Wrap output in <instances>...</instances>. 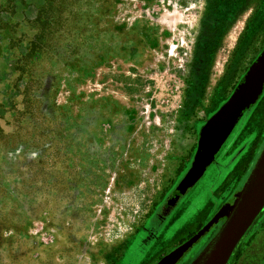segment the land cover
I'll return each mask as SVG.
<instances>
[{
    "label": "rangeland",
    "instance_id": "rangeland-1",
    "mask_svg": "<svg viewBox=\"0 0 264 264\" xmlns=\"http://www.w3.org/2000/svg\"><path fill=\"white\" fill-rule=\"evenodd\" d=\"M207 5L0 0V264H126L129 247L147 264L233 203L264 147V88L212 163L196 155L264 49V0L201 76ZM176 203L144 254L131 246ZM235 250L230 264H264V210Z\"/></svg>",
    "mask_w": 264,
    "mask_h": 264
},
{
    "label": "water",
    "instance_id": "water-1",
    "mask_svg": "<svg viewBox=\"0 0 264 264\" xmlns=\"http://www.w3.org/2000/svg\"><path fill=\"white\" fill-rule=\"evenodd\" d=\"M264 88V49L249 66L230 99L203 128L196 165L206 168L243 114L260 98ZM200 173V171H198ZM264 209V147L233 203L224 204L189 240L156 264H176L199 238L224 219L215 236L190 264H228L238 244Z\"/></svg>",
    "mask_w": 264,
    "mask_h": 264
},
{
    "label": "trees",
    "instance_id": "trees-1",
    "mask_svg": "<svg viewBox=\"0 0 264 264\" xmlns=\"http://www.w3.org/2000/svg\"><path fill=\"white\" fill-rule=\"evenodd\" d=\"M263 0H208L206 11L202 17V28L210 27L211 37L209 42L204 39V50L201 59L204 60V68L200 69V75L208 72L214 62V55L222 44L224 35L232 28L237 18L252 4H260ZM209 19L211 22H209ZM212 23V26L211 24ZM213 36V37H212ZM210 49V50H209ZM232 258V257H231ZM232 260V259H231ZM231 260H229L231 262ZM230 262L228 264H230Z\"/></svg>",
    "mask_w": 264,
    "mask_h": 264
},
{
    "label": "flooded vegetation",
    "instance_id": "flooded-vegetation-1",
    "mask_svg": "<svg viewBox=\"0 0 264 264\" xmlns=\"http://www.w3.org/2000/svg\"><path fill=\"white\" fill-rule=\"evenodd\" d=\"M197 171H200V170H197ZM177 204L178 203H176V205H174V207H171V209H170V212L168 213V215H166V216H161V217H159L160 215H158V218L160 219V222H158L157 223V225H156V229L154 230V231H152L151 229H149V228H146V227H144L143 228V230H142V232H140L137 236H136V238L133 240V242H132V244H131V246H133L135 243H136V246L138 247V249H139V253H141V254H144L147 250H148V248L150 247V245H151V243L153 242V240H154V237L158 234V232L160 231V229L162 228V226L165 224V222L167 221V218H168V216L170 215V213L172 212V210L177 206ZM264 210V209H263ZM217 213V212H216ZM215 213V214H216ZM263 213V211L260 213V215ZM164 215V214H163ZM259 215V216H260ZM258 216V217H259ZM258 217H257V219H258ZM256 219V220H257ZM157 220V219H156ZM222 223H223V221H224V219H221L220 220ZM219 221V222H220ZM220 222V223H221ZM221 223V224H222ZM203 228V225L200 227V228H198V229H196V231L193 233V234H191L186 240L184 239V240H182L180 243H178L175 247H172V245H173V243H171V248L169 247L165 252H162V253H160V254H157V255H155V256H157L156 258H154L155 256H153L152 258H151V260H149L148 262H147V264H156L163 256H165V255H167L168 253H170L171 251H173L176 247H178L179 245H181L182 243H184V242H186L188 239H190L194 234H196L200 229H202ZM210 232V231H209ZM209 232H207L206 233V235L209 233ZM203 237V236H202ZM201 237V238H202ZM201 238H199L198 240H197V242H199L200 241V239ZM196 242V243H197ZM196 243H194L193 244V246L191 247V248H193L194 246H195V244ZM190 248V249H191ZM130 249V250H129ZM129 249H128V251H127V255L129 256V258H132V260L131 261H129V262H127L126 264H132L134 261H135V257L133 256V254H134V249L133 248H131V247H129ZM189 251V250H188ZM187 251V252H188ZM236 251V250H235ZM235 251H234V253L233 254H235ZM186 252V253H187ZM185 253V254H186ZM200 253V252H199ZM198 253V254H199ZM185 254L182 256V258L176 263V264H179V262L183 259V257L185 256ZM198 254L193 258V260L198 256ZM232 254V255H233ZM232 257V256H231ZM188 259H189V257H188ZM192 258H191V260H189V263H191L192 261ZM122 262H124V261H122ZM121 262V263H122ZM183 264H186V262H184Z\"/></svg>",
    "mask_w": 264,
    "mask_h": 264
}]
</instances>
